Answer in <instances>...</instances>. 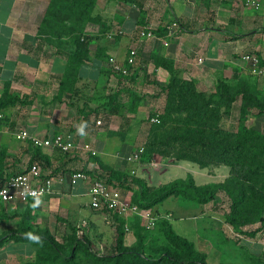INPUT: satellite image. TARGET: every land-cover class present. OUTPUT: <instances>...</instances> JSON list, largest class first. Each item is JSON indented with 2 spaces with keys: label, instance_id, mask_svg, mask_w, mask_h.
I'll return each mask as SVG.
<instances>
[{
  "label": "crops",
  "instance_id": "1",
  "mask_svg": "<svg viewBox=\"0 0 264 264\" xmlns=\"http://www.w3.org/2000/svg\"><path fill=\"white\" fill-rule=\"evenodd\" d=\"M6 1L0 0V89L4 88L6 81H11V92L14 91L23 96L33 94L35 99L49 96L51 92L58 98L60 82L68 61L67 54L72 46L69 43V35L62 36L58 40L49 34L38 33L42 17L51 0H8L10 7L7 12H3L2 6ZM138 1L142 3V7L136 0H97L96 8L102 18L98 24L91 23L88 26V30L93 25L98 29L97 33H89L90 39L95 42L90 45V48L93 51L92 46H95L94 51H98V54L106 60L113 57L119 61H125L130 48L136 46L138 64L139 57H148V66L153 67L152 70L148 69L151 78L156 79L160 84H154V96L165 94L161 86L166 85V79L170 74L168 69L157 65L156 61L153 62L156 58L171 61L176 69L182 71L183 76L194 78L198 87L202 89L204 85L207 86V83L212 81V78L228 71V68L231 69L230 63L239 64L242 67L244 62L242 55L246 52L258 54L264 61V0H261L258 7L249 4L247 0ZM28 24L37 27L29 30ZM142 30L151 31L153 35L141 37ZM257 39L262 43H256L259 42ZM106 60L101 63L94 62L98 72L108 66ZM89 67L91 66L82 69V75L84 71L90 70ZM137 68L138 65L135 70ZM109 71H112L111 75L118 79V74L111 67ZM182 75L180 74L181 77ZM159 76L162 77L161 80H158ZM77 87L80 89V99L77 98L74 101L67 93L61 99L64 102L60 105L70 106L71 110H65L64 114L60 112L56 114L59 102L52 101L51 104L54 105L52 114L55 112L56 116L44 118L42 115L37 117L35 115L27 125L30 131L40 137H51L61 132V126H67V123L74 120L82 122L85 131L86 118L82 119V116L77 114L71 115L74 107L82 104L84 100L81 99L86 93L83 92L81 82ZM2 95L3 92L0 93V97ZM49 121H55L58 124L49 125ZM59 151L51 147L35 146L29 140H18L12 131L5 127L0 128V168L5 169L4 176L0 173V185L7 177L25 171L34 162L43 166L45 176L54 178L52 194L31 198L27 202L0 204V264H34L35 242L22 238L24 234L19 233L22 229L35 227L36 230L32 229L33 232L44 233L45 230L56 229L59 223L63 226L60 219L65 224L71 221L75 224L84 222L87 236L92 240L94 250L100 254L95 246H101L100 242L107 241L108 235L113 233V228L117 224L116 216L122 218L125 224L128 220L132 228L136 217L126 218L91 208V197L88 193L89 180L82 179L75 186H72L69 180L72 171L84 170L83 162H79L81 158H78L76 154H65L61 151L59 155ZM175 170L177 176L173 180L186 178L191 174L198 185L223 182L230 174V168L226 165L216 167L213 170L215 172L208 174L211 170L202 168L194 162L182 160L152 175L161 179ZM217 170L223 171L222 178L216 179ZM150 171V169L147 170L146 174L152 176ZM60 173L63 175V180L58 177ZM207 174L214 179H208ZM93 175L90 176L93 177ZM168 179L166 178L163 183L173 181ZM171 199V197L167 198L153 210L157 214L167 215L168 217H162L158 221L169 220L178 233L196 226L198 219L202 216L217 219V211L211 206L217 205L214 202L196 204L182 200L172 207L169 203ZM207 207L211 209L206 211ZM188 217L194 222H186ZM179 220L184 221V224L178 223L175 227L174 223ZM141 224L143 226L142 222ZM11 233L15 238L9 236ZM157 233L155 235L163 240L159 230ZM181 233L179 234L187 237ZM134 241L136 236L132 229L126 233L125 243L130 245ZM224 244L219 243L220 248ZM220 262L226 263L223 260Z\"/></svg>",
  "mask_w": 264,
  "mask_h": 264
},
{
  "label": "trees",
  "instance_id": "2",
  "mask_svg": "<svg viewBox=\"0 0 264 264\" xmlns=\"http://www.w3.org/2000/svg\"><path fill=\"white\" fill-rule=\"evenodd\" d=\"M136 2L142 7L140 1ZM96 4L97 0H51L41 24L40 33L47 32L58 40L62 36H70L69 43L72 47L68 51L66 70L60 82L61 96L63 93H73L78 88L81 71L91 52L89 37L84 36L86 26L101 20L100 16L95 15ZM155 61L157 65L170 71L169 82L161 86L167 104L163 115H159L161 124L157 123L150 129V139L142 159L150 161L154 152L173 154L177 160L191 161L202 168L209 167L212 163L226 165L230 168V174L219 183L198 185L193 175L189 174L186 178H177L159 187H151L144 179L134 177L129 172L107 168L95 156L94 160L108 174L104 177L106 182L117 188L133 189L132 201L140 208L152 209L171 196H180L196 204L216 203L218 193L223 191L231 200L230 210L225 214L226 221L242 235H255L262 228L250 231L244 227L264 222V132L248 126L246 120L254 107L260 113L263 111V102L254 99L247 89H236L225 80L214 91L200 90L196 80L182 79L171 61L162 58H156ZM136 76L137 70L134 68L129 76L131 83L136 81ZM123 78L122 74H118L119 89L110 96L109 103L113 104L121 93L129 99L127 103L121 102L113 106L114 113H120L127 104L134 111L139 100L141 101V96L136 93L131 83L123 84ZM10 87L11 81H6L4 93L0 97V108L18 101L33 102L32 96H13ZM240 95L243 103L238 130L225 132L221 126L222 112L216 105V99H225L230 108ZM184 111H188V114L177 119L173 117L175 112L183 115ZM176 121L180 122L178 126H167L168 123ZM0 173L4 176V167L0 168ZM115 218L120 227L117 230L119 236L116 252L112 254H98L93 248L92 240L86 235L79 236L75 228L67 238L69 253L49 230L38 233L30 232L26 228L19 233L22 232L24 236L21 237L25 239L28 238V233L38 236L40 240H44L50 251L55 252L50 256L39 253L34 264H59L61 257L66 262H72L79 253V256L82 255L95 264H209L207 253L200 251L193 241L180 235L169 220L158 223V230L164 239L159 243V236L145 232L146 228L136 217L132 223L136 241L133 245H126L125 221L117 216Z\"/></svg>",
  "mask_w": 264,
  "mask_h": 264
},
{
  "label": "rangeland",
  "instance_id": "3",
  "mask_svg": "<svg viewBox=\"0 0 264 264\" xmlns=\"http://www.w3.org/2000/svg\"><path fill=\"white\" fill-rule=\"evenodd\" d=\"M7 1L2 6L3 12H7L10 7V4L7 3ZM47 9L45 10V14L42 17L43 19L46 15ZM43 11L44 9L41 11V14L43 13ZM95 15L102 18L101 13L97 10V8L95 10ZM43 19L41 21V24L43 22ZM89 24L86 26V35L84 36H86L87 38L89 37L88 44L90 48V45L95 44V42L90 39L89 33H97L98 29H96L97 27L93 25V27L89 28L88 30ZM28 26L30 27L29 30H33L37 27L34 25L32 26L31 24H28ZM38 33H40V28L38 30ZM40 34L47 35V32H43ZM259 39H257V41L259 42L256 43L261 44L262 42H260ZM92 47L93 51L89 53V58L85 63L86 65L84 66H91L89 67L90 70L84 71L83 75L80 78V81L78 82V84H80L81 82L83 92H86L84 94L82 93L83 95H85V97H83L81 100L84 101L82 102V104H79L78 107L75 106L73 111L71 112L72 116L77 114L81 115L82 119L86 118V129L83 135L78 133V125L83 123L74 120L71 123H67V126H61V132L66 131L69 133H73L76 144L83 145L88 143L92 148L96 150V154L87 153L84 158L80 157L76 152H73L72 154H76L78 158H81L79 162H83L85 166L84 170L88 172L87 174H96V177H106L108 176V174L105 168H102L100 166V163L94 160L95 156L100 158V161L107 165V168H113L117 170L121 169L123 171L129 172L134 177L144 179L151 187H159L160 185L164 184L163 182L166 181V178H169L168 180H173V178L177 176V173H175L176 170L168 173L169 175H166V177H162L161 179H158L152 174L160 172L163 168L169 167L172 164L181 162L182 160L175 159V155H164L158 152H154L150 161L147 162L142 159V156L145 154L147 148V143L150 139V129L155 126V124L160 123V121L153 122L152 118L156 115L162 116L167 104L165 94L163 96L153 95L155 86L154 84H160L156 79L151 78V73L148 71V69L152 70L153 67L148 66V57H139V64L138 68L136 69V81L133 83L130 82L136 93L141 96V101L139 100V102L135 106L136 109L134 111H131L129 109V105L127 104L123 107L120 113L119 111L114 113L112 107L116 104H121V102L127 103V100L129 98L127 95L121 93L118 95V99L113 104L109 103L110 96L117 92L119 89L118 79L115 76L111 75L112 71H109V68H112L111 58L106 60V58L98 54V51H94L95 46ZM90 50L92 49L90 48ZM104 60L108 61V66H103L104 69L102 70L99 68L101 71L98 72L96 69L98 67L94 62L96 61L101 63V61ZM154 61L155 60H153V62ZM242 65L243 66L241 67L239 64L236 65L234 63H230L231 69L228 68V71H224L223 73H220L218 77L216 76V78H212V81L207 83V86L204 85L203 89L200 86L198 88L206 92H211L215 90V88L219 83H221L222 80H225L235 86L236 89H247L254 99L263 102L264 105V77L262 78L261 76L255 75L250 70V66L246 61H244ZM177 70L179 71V74L182 75V71H180L178 68ZM157 78L158 80H161L162 77L159 76ZM169 78L170 74H168L166 84L169 82ZM181 78L190 81L194 79L192 77L186 78V76L183 75ZM4 89L5 84L4 88L0 89V93H4ZM60 92L61 91L59 90L58 98L54 97L56 94L53 95V93L51 92H49L51 95L43 96L41 97V99H39L38 97L35 99V96L32 94V96L34 97V102L32 103H21L20 101H18L5 106V108H0V112H5L4 118L1 119L2 121L0 122V128L5 127L7 130L12 131L14 134H16V131L19 130L26 129L30 131L27 125L29 124V120L33 119L35 115L36 117L38 115H42V117L48 118L52 116L55 117L56 114H59L58 112H60L61 114L66 113L65 110H69L71 107L65 104L60 105L61 102H64V100L61 101V99L65 95V93H63L61 96ZM11 93L13 96L16 95L20 98H23V95L18 94L14 91ZM79 93L80 89L76 88V90H73V93L68 92L67 94L71 96V99L76 101L77 98L80 99ZM55 100L59 102L57 108L58 110L56 111V114L55 112L52 114L54 105L51 103L55 102ZM216 101V105L220 107V110L222 112V129L225 132H236L240 124V118L242 116V95L238 97L233 106L230 108L226 104L225 99L217 97ZM227 109H229V112L227 111ZM187 114L188 111H184L183 115H181L179 112H175L173 117L177 119L178 117L185 116ZM99 120L101 121L100 123H98ZM51 123H53L54 125L58 124V122L51 121L49 125H51ZM179 124L180 122L176 121L171 122V124L168 123L167 126L173 127L178 126ZM246 124L264 132V109L260 113L259 109L257 107H254L250 112V116L246 120ZM62 125H64V123H62ZM61 153L59 151L58 154L60 155ZM135 154H139V160L135 161L132 159V156H134ZM221 166L222 165L212 163V165L206 167L208 170H211L208 174H212L213 172H215L213 170L216 167ZM149 169L151 170L150 175L152 176L146 174V171ZM208 174L207 178L212 179L213 177H209ZM216 174V179L223 177V171L221 170H217ZM95 176L93 175V177ZM120 190H122V193L124 192V194H126L132 200V195L134 193L133 189L120 187ZM171 198L172 199L169 201V203L170 205H172V207H175L179 201L185 200L180 196H171ZM216 204L217 205L215 206H211L217 211V219H211L207 216H202L200 218L198 217L199 219L196 223V226L188 229L186 228L185 232H181L195 242L197 249L203 252H207L209 264H220V260L226 261L227 264H264V222H262L263 224L261 222H258L244 227L246 229H249L250 231L262 228L255 235H242L236 232L230 224H227L225 214L230 210L231 200L223 191L218 193ZM210 209L211 208L207 207L206 211ZM189 218L190 217L187 218L186 222H194V220L192 221ZM59 221L63 222L64 225L60 226L59 223L56 229H53L52 231H50L49 229V231L55 235L58 242L65 247V251L69 253V243L67 239L68 236L73 233L74 228L77 229L76 233L79 236H87L85 228L86 225L84 222L75 224L73 221H71L70 223L67 222L65 224L62 219H60ZM179 221L174 223L175 227H177L178 223L183 222L184 224V221ZM158 222L154 227L151 228L145 226V232H150V234L153 236L154 234H158L157 231L158 229H160ZM115 225L116 226H114L113 228V233L108 235V240L105 242H100L101 246H95V249L100 252V254H109L110 252H116V242L119 236V231L117 230L120 227V223L118 222ZM32 229L36 230L35 227H30V232H33ZM132 229L133 228H130V230ZM129 231L128 229H126L125 224V235ZM181 232L179 231V233ZM9 236L15 238L13 233L9 234ZM158 238L159 243H162L164 241V239L161 240L160 237ZM134 243L135 241L130 245H133ZM219 243L225 244L222 248H220ZM34 244L36 248V257L34 259V262H36L39 253L49 254V256L55 254L54 251H50L48 245L44 242V240H40V242H35ZM79 254L78 256L74 257V260L72 262H66L63 257H61L59 260V264H95V262L87 260L86 257L82 255L79 256Z\"/></svg>",
  "mask_w": 264,
  "mask_h": 264
},
{
  "label": "built area",
  "instance_id": "4",
  "mask_svg": "<svg viewBox=\"0 0 264 264\" xmlns=\"http://www.w3.org/2000/svg\"><path fill=\"white\" fill-rule=\"evenodd\" d=\"M247 2L258 7L260 6L261 0H247ZM152 35L153 33L151 31H141V37H151ZM242 58L249 64L250 70L255 75L264 77V63L260 55L253 52H246ZM111 64L112 70L116 74H122L124 76L123 84H130L129 76L132 73V69L138 65L137 47L132 46L130 48L125 61H119L111 57ZM3 118L4 113L0 112V119ZM159 120V115L152 118L153 122H159ZM100 122L99 120L98 123ZM15 135L18 140H29L35 146L51 147L65 154L77 152L83 158L87 153L96 154V150L90 144H76L74 135L69 132H60L51 137H40L25 129L16 131ZM139 158V154L132 156V159L135 161L139 160ZM58 177L60 180H63L62 173ZM82 179L89 180L88 193L91 197L90 206L96 211L117 214L125 216L126 218L137 217L148 228L154 227L160 218L168 217L167 215L157 214L152 208H140L131 198L124 195L120 188L107 183L104 177H92L83 169H75L71 172L69 180L72 186L77 185ZM53 192L54 178L45 176L43 166L38 162H34L25 171L7 177L0 185V204L7 202H27L31 198H39L52 194ZM129 228L130 225L127 220L126 229Z\"/></svg>",
  "mask_w": 264,
  "mask_h": 264
},
{
  "label": "clouds",
  "instance_id": "5",
  "mask_svg": "<svg viewBox=\"0 0 264 264\" xmlns=\"http://www.w3.org/2000/svg\"><path fill=\"white\" fill-rule=\"evenodd\" d=\"M78 131L80 132L81 135L84 134V125L83 124L80 125ZM33 195H35V194L33 193ZM37 203H39L38 200H37ZM27 236L30 240H32L34 242H40V238L38 236H34L32 233H28Z\"/></svg>",
  "mask_w": 264,
  "mask_h": 264
}]
</instances>
